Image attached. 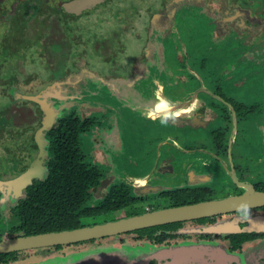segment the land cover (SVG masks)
Instances as JSON below:
<instances>
[{
  "label": "rangeland",
  "instance_id": "1",
  "mask_svg": "<svg viewBox=\"0 0 264 264\" xmlns=\"http://www.w3.org/2000/svg\"><path fill=\"white\" fill-rule=\"evenodd\" d=\"M27 1L5 0L0 7L1 12L15 9V17H7V22L4 23L2 21L0 24L1 37L8 35L11 39V36L18 33L19 38L21 37L25 40V44H31L29 47L38 45L37 50L41 49L40 53L44 56L37 58L34 62L29 57L21 61L19 53L18 58L12 60L14 54L11 55V53L13 51L15 53L17 48L19 50L20 45H22L19 43L23 41L17 38L14 39V43L16 44L15 50L12 49V46H9L11 53L5 54L3 51V57L1 56L0 155L4 154V157L10 158L12 161L9 163V166L0 165V169L3 171L0 173V186L2 190L8 192V195L7 193L4 194V199L0 205L2 212L0 240L11 237L10 229L15 224L11 210L17 204V197H24L23 194L16 192V186L20 185V187H23L30 185L34 179L41 180L43 176L47 175V170L41 167L37 173H33L31 178L21 182L23 173L34 171L33 169L37 168V164L39 165L40 153L42 155L39 142L43 141L39 137L40 131H45L51 127V125H48L49 127L46 128L44 127V124L46 126L48 120V114H46L45 104L40 101L42 100L40 99L41 97L49 93L47 86H52L56 81L53 78V71L49 70L46 72L44 69L45 67H52L54 69V53H52V49H50L48 54H45L44 50H42L41 44H43L42 34L44 30L53 32L54 39H56L54 44H62L59 43L61 40L66 42V44H70L73 39L78 38L76 40V44L78 45L75 48L77 51L76 59L82 65L83 62H86L85 66L88 70L84 73L85 76H90V71L92 72L93 70L99 76L106 77L113 70L117 74L120 73L119 75L126 77L128 72H131L130 69L133 67V64L137 62L138 71L142 70L145 76L151 75V79L152 76L160 77L161 70L158 67H164L162 63L161 65L159 63L162 58L160 56L162 51L161 43L163 44L166 40L170 41V32L172 30L175 31V39L184 42L186 41L185 39L189 38L195 44H200L205 53L213 59L210 66L211 76L219 81L223 91H228L224 95L234 97L235 100L247 106H259L258 110L255 109L256 111L252 114L249 125L262 124L263 126L247 127V133L256 130L253 133L256 137L250 143L246 135L245 139L241 138V140L243 139L249 143L248 145L243 140L240 143L242 148H248L247 156L241 164L244 167H249L251 172L257 173L259 176L264 174V75L260 77L257 75L260 71L264 74V41H262L264 36L258 40L254 38L255 36H260L256 32L254 37L250 34L248 35V38L251 37L250 39H244L239 35L240 32L237 30L231 29L230 32L226 33L227 28L222 27L223 23L220 24L221 21L212 17L216 18L219 15L221 17L220 12L215 14L213 12L221 9V0H105L94 4V6H88L91 12L83 14L78 12V14L64 11L56 12L42 5L39 11L26 13L24 5ZM225 2L227 3L228 11L226 12L228 14L226 15L227 18H224V21L240 18V12L245 8L251 10V20L244 19L242 22L238 20L237 23L239 25H248L249 27L259 26V20L264 21V0H225ZM204 5L207 6L206 9L210 7L211 11H208V9L205 13L202 7ZM233 7H237L236 13H230L231 10L229 11V9ZM53 12L56 16L52 14ZM168 12H170V16H168ZM207 12H213L212 16ZM163 15H166V17ZM183 34L185 38L182 36ZM150 39L152 42H149ZM10 41L8 39V42ZM153 41H157L158 51H156ZM240 41L243 43H240ZM147 42L151 44H147ZM2 46L4 45L0 44L1 49ZM169 46H171L169 43L165 45V47ZM150 53L151 55H149ZM14 61H16L15 64ZM252 61H259L260 66H253ZM70 66L72 65L69 63L68 67ZM34 68H37V70H34ZM156 68L158 69L156 70ZM23 73L25 75L22 77L21 74L23 75ZM19 75L21 79H17ZM93 78H95V75ZM95 80L94 85L99 91L100 103L105 106L108 104L112 105L115 114H117L115 116V126L117 133H119L118 136L121 135L123 139L125 134L130 135L132 130L135 129V125L133 124H146L148 122L141 112L136 114L133 107L124 108L123 105L130 104L129 99L123 96L127 90L125 87L128 85L127 83L124 82L125 86H123V91L121 92L120 88L122 86H116L109 79L103 83L101 78L97 79L101 82ZM142 82H145V80ZM177 83L183 84L181 80L177 81ZM189 84L190 80L187 85ZM208 84H210V80H208ZM114 87L117 89L113 90L112 88ZM155 88V86H151L147 90L146 95L143 96L147 99L150 96L154 98L156 96ZM86 95L88 96L84 97V99L91 101L90 96L92 95L90 93ZM55 106L58 107L57 104ZM259 109L262 111L259 112ZM219 110L217 109V111ZM84 114L87 113L85 112ZM159 129L162 137H166L176 131V125L172 124V122H165ZM210 139H212L211 136L207 137L205 142L210 141ZM131 142H137V140L135 139ZM118 145L115 144L114 149H112L113 146L104 141L98 146V149L101 151L96 149V145L91 146L89 144L85 146V149L90 154L93 152L94 161L99 163L108 162L104 152H106V155L110 154V161L113 162L115 159L117 163L115 154L119 153V158L121 159L117 163L118 172L131 173L129 171L132 168L135 171V167L130 162H127L128 160L125 161V158L129 156L128 150L125 152V149L120 147L123 145L122 143ZM150 146H154L153 143ZM93 148L96 150L93 151ZM131 149H134V144L131 146ZM206 150L207 153L195 151L193 153L195 156L191 161L193 163L199 161L207 165L215 163L217 161L215 155L208 151V149ZM186 156L187 154L180 155L181 158H185ZM8 196H12V198L16 196V198L11 201ZM157 197L155 198L153 194L149 198L150 202H147L149 204L154 202L159 206L162 202ZM136 211L137 209L135 208L130 209L127 210L126 214H133ZM122 214V212H119L108 216V218H119ZM100 219L101 217L97 218V220ZM103 222L105 221L102 220L99 223ZM185 232L188 233V231ZM183 241L181 240V242ZM187 242H190V240ZM128 243L131 244L130 240L124 241L122 246L118 242L111 243V245L105 243L99 244V246H95V248L98 247V252L96 253L90 252L88 256L82 257L72 256L70 259L60 256L59 260L56 259L52 263H49L127 264L133 261L134 257H131V254L134 250L142 251L145 249V245L142 242L137 243L138 247L130 246L131 248H128ZM190 246V244L185 245V247ZM126 249H130L129 252L132 253L129 254ZM38 253L39 251L37 250L25 251L19 255V260L13 264H28L31 262H34L33 264H45L38 261L40 258H43ZM188 253L191 256L194 255L195 257L193 258L198 259L199 257L197 253L191 251ZM160 255H164V258H172V252L169 249H166ZM106 258L111 259L106 260ZM166 263L164 262V264ZM195 263L228 264L226 260H213L207 255H202V262L197 261Z\"/></svg>",
  "mask_w": 264,
  "mask_h": 264
},
{
  "label": "flooded vegetation",
  "instance_id": "2",
  "mask_svg": "<svg viewBox=\"0 0 264 264\" xmlns=\"http://www.w3.org/2000/svg\"><path fill=\"white\" fill-rule=\"evenodd\" d=\"M4 1L5 0H0V7L3 5ZM80 1L83 0H28L25 3L24 7L26 13L37 12L40 10V7L42 5L44 7H48L52 10H55L56 12L64 11V12H70L72 14H78V13L83 14V13L91 12V9H89L88 6H94V4H98L105 0H95V2L88 4L86 5V7L83 8L80 6ZM224 1L225 0H221L220 10L213 11L214 14L217 13V11H219L221 17L220 15L218 17L216 16V18L212 15L210 16H212L214 19H218L219 21H221L220 24L223 23L222 27L227 28L226 33L230 32L231 29L232 30L236 29L238 32H240L239 33L240 35L246 36L247 39L251 38V37L248 38V35L250 34L252 35V37H254L256 32L260 36H255L254 38L260 40L264 36L263 34L264 21L262 20H259L260 22L259 26H251V27H249L248 25H239L237 23L238 20L239 22H242L244 19L251 20L250 18L251 10L248 8L241 10L240 18L238 17L237 19L235 20L232 19L231 21L225 19L226 21H224V18L228 14V12L224 13L223 11L222 3ZM238 8L241 9L240 7ZM230 10H231L230 13L233 12L236 13L237 7L236 8L233 7L229 9V11ZM226 11H228V9H226ZM168 13H169L168 16H170V12ZM52 14L56 16L54 12ZM163 16L166 17V15ZM7 17L14 18L15 9H10L7 12H1L0 10V24L2 23V21L6 23L7 22L6 20L8 19ZM17 34L11 36V39L9 38L8 35L6 37L5 36L1 37L0 35V44L4 45L2 46V49L0 48V66L2 64L1 56L3 57V51L5 52V54L6 53L10 54L11 51L9 50V46H12L13 50H15L16 47V44L14 43V39L16 38L18 40L22 39L21 37L19 38L18 36L19 34L18 35ZM170 35H171L170 41H167L165 38L166 41L164 42L163 39V42L166 44L169 43L172 47L171 46L165 47L166 44L161 43L162 51L160 53V56L162 58L160 59L159 63L160 65L162 63L164 67L162 68L158 67V68L165 70L168 67L170 69L169 71L170 73L169 72L167 73V69H166V73L170 74V78L172 80H177L179 79L178 77L183 78L180 74L193 75L196 78V80L199 81L200 87L194 90L195 93L193 91L194 94L192 93L191 95H189L190 96L189 102H192L189 105L183 106L185 103H181L182 105L179 104L178 105L179 107L173 111L172 110L170 111V109H168L165 105H158L157 107L158 112L182 113V116H180V120L182 124L179 123L180 125L177 126L176 131L172 133V135H169L158 141H154V139L149 134V132L147 134L145 133V131H142L143 128L138 129L139 130L138 141L136 143L137 146H135L137 153L135 154L138 155L137 157L136 155L135 156L133 155L132 157L133 152H130V150L127 148V144L124 140L126 139L125 136L123 137V139L120 137L125 142V144L120 147L122 149H125V152L126 150H128L129 152V156L125 158V161L128 160L127 162H130L131 165L135 167L136 169L135 171L134 168H132L129 171L131 173H122V172L119 173L117 169V163L121 159L119 158V153L115 154V157L117 159V163H116L115 159L113 160V162L110 161L109 160L110 154L106 155V152H104L105 156L108 159V162L100 163V164H105L108 167V169L105 171L106 175L104 179L101 181V184L91 190L92 193L91 204H96L97 202L101 201L106 196L107 192L110 190L111 187L121 184L131 187L132 193L138 198V201L136 202L134 207L139 212L143 210L146 212L159 208L170 207L173 204V201L170 200L169 196H171L172 193L181 194V192L185 190H197L201 193L202 191H204L206 192L205 200L218 199V198L243 194L246 191V188L240 186L237 182H235V180L232 178V170L235 171L239 183L242 184L250 183L254 186V188L257 191L264 192V174L262 176H259L257 173L251 172V169L249 167L248 168L244 167L241 164L243 163V161L247 156L248 148L247 147L242 148L240 144L241 141L245 139V135L249 139V143L252 139H254V137H256L253 134L256 132V130L247 133L246 131L247 127L254 128V126H263V125L262 124L249 125L250 122L249 120H251L252 118L249 117V119H247L246 122H243V124H240L239 121L237 120V128H236V132H234V122L232 117V110L230 107L232 106L235 109L236 104L240 103V101L238 102L237 100H235L234 97L225 96L224 94L228 91L227 90L226 92L223 91L222 86L219 84V81L212 78L211 70H210V66L213 60L212 57L208 56L207 53H205V50L202 49V46L200 44L197 46H193V50H191L192 46H189L188 44H195V42L191 41L189 38L185 39L186 41L184 42H182V40L175 39L174 30L170 32ZM182 36L185 38L184 34ZM8 39L11 41L8 42ZM151 39L149 40V42H152ZM22 40H23L22 42L25 41L24 39ZM76 40H78V38L73 39V41L70 43L72 44L70 46L72 56L73 54L77 55V51L75 49L77 48V46H74V44L77 43ZM54 41L55 40H53V42ZM149 42H147V44H151ZM156 42H154V45L156 51H158V44H156ZM59 43L66 44V42L62 40ZM66 51L67 49H64L62 52H66ZM149 55H151V53ZM190 58L195 60L197 64H201L202 69L200 67L192 69V65H190L191 64ZM59 65L60 64H58L57 66ZM252 65L255 67L260 66L259 61L257 62L252 61ZM192 70L195 72H193ZM45 71L48 72L49 69ZM24 75H25L24 73L23 75L21 74L22 77ZM257 75H259L260 77L264 74L263 72L260 71L257 73ZM21 76L19 75L17 79L19 78L21 79ZM138 77L139 75L135 73L132 80L129 81V83H127L128 85L126 87L128 89V87L130 85H133L134 84L133 82H135V85H137L138 87L136 86L132 88L136 92H138L140 96L142 94L141 101L144 102L145 105V103L148 100L155 99V97L153 98L150 96L147 99L145 96H143L146 95L147 90H149V88L151 87L150 85L143 84V89H142L141 86H139V84H140V80L143 78L141 77L138 78ZM208 80H210V84H208ZM146 86L149 88H147ZM156 89L157 87L155 88V91ZM140 90L142 91V93ZM196 93L198 94V96L202 95L201 97L202 109L199 110L200 108H196V110L192 112L193 104L195 100H198L199 98L197 97ZM214 95L220 96L221 98L217 99ZM47 96H50L49 99L52 100V96L50 93H48ZM212 101H214V103H212ZM130 104H132L131 101ZM258 107L256 108V110L258 109ZM147 108H144L143 109L144 111L136 110V114L141 112L145 116L146 121L148 122L144 125L145 126L147 125L148 128L151 125H153V123H159L158 121H161L160 119L164 120V122L166 121L168 123H171L169 119L167 120L166 115H159L158 117H156L157 113L154 114L155 111L153 112L152 109L149 110ZM210 108L211 111L210 110L208 111V109ZM217 109L220 110L217 111ZM200 111H202L203 120H204L203 117L204 111H207V113L211 115L210 119L207 121L199 120L197 122L195 116L197 118V115ZM261 111L262 110L259 109V112ZM148 112H153L151 114V117L147 114ZM229 113L231 116V120L227 119ZM152 117H156V118L153 119ZM193 119L195 120L193 121ZM51 123L52 121H50V125ZM138 125L140 126L142 124H138ZM55 126L56 124L54 126H51L45 131H40L39 133V137L43 140L40 141L39 138L40 141L39 145L41 147L40 149L42 150V155L40 153L41 159L39 158L40 161L38 160L39 165L37 164V168L33 169L36 173L39 171V168L41 167L47 170L46 162L48 160V152H47L48 141L46 139V133L48 130L52 129ZM179 129H183L182 138H179L180 135L178 131ZM114 130H116V127L114 128ZM101 131L106 132V130L104 129ZM209 136H211L212 139H210V141L205 142L206 141L205 139ZM241 138L243 139L241 140ZM197 140L199 142H196ZM151 143H153L154 146H150ZM196 143H199V145H201L200 149L202 150V152L208 149V151L213 153L215 155V158H217V161L210 165L203 164V162L200 163L199 161L198 162L196 161L194 163L193 161L189 162L190 157L188 155H190L192 151L194 152L195 150H198L195 148ZM245 143L249 145L248 142ZM180 145H182L183 147L179 148ZM230 148H232L231 149L232 157H230V152H229ZM94 150L96 149H93V151ZM176 152H178L179 154L181 152L180 154L181 156L185 154H187V156L185 158H181L180 155ZM92 157H93V162H95L93 152H92ZM183 160L187 162L185 163L183 162L182 165L183 167L181 168L180 164L182 162L179 161H183ZM11 161L12 159L8 157H4V154L0 155L1 166L2 165L9 166V163ZM2 172L3 171L0 169V173ZM28 173L29 172H26L25 174ZM25 174L23 173L22 175L23 178ZM45 177L43 176V179ZM24 180L25 179H22L21 182ZM28 186L29 185H25L23 187H20V185L16 186L17 187L16 192L23 194L24 195L23 198H25L26 189ZM0 192H1V197H0V205H1L2 200L4 199V194L7 193L8 195V192L2 190L1 186H0ZM153 194L155 198L156 196H158L157 198L161 200L162 204H160L159 206H157V204H155L154 202L149 204L150 202L149 198ZM8 198H10L12 201L16 198V196H14V198H12V196H8ZM23 198L17 197V201H16L17 204ZM164 202H166V204H164ZM126 212L127 210L124 212L125 216H130L135 214L133 213L128 215L126 214ZM202 219H206L207 220L206 223L204 224L198 223L196 222V220L177 222L180 223L181 226L177 229V231H175V233L177 234L176 237L167 239L165 241L166 243L153 244L148 239V236L145 235L143 237H140L139 239H134L133 236L135 235L129 232L114 237H106L102 239L80 242L71 245H64V246L60 245L61 248H56L57 246H54L49 248L36 249L37 251H39L38 255L43 257L40 258L38 261L40 263L50 264L56 259L59 260L58 258L60 256L64 257L65 259H70V257L72 256H77V257L88 256L90 252L93 253L98 252V247L95 248V246H99V244L105 243L107 245H111V243L113 244L118 242V244L122 246L124 241L130 240L131 244L128 243L127 245L128 248H131L130 246L136 247L138 245L137 244L138 242L139 243L142 242L145 245V249L142 251L134 250L133 253L129 252L130 249H126V251L129 252V254L132 253L131 257H134L133 261L127 264H164V262H167L166 264H197L195 262L197 261L202 262V255H207L211 257L213 260L215 259L226 260L228 264H264V231L254 230L249 232H237V231L216 230V228L219 227L225 228L232 225L245 227L251 224L252 222L255 223L256 227H264V207H255L243 211L232 212L225 215L212 216ZM185 231H188V233H186ZM181 240L184 241L181 242ZM188 240H190V242H187ZM147 243L150 244L148 245ZM187 244H190L191 246L185 247V245ZM88 246H92V247H88ZM166 249H169L172 252V258L169 257L164 258V255H160ZM189 251L193 253H197V255L199 256V257L197 256L198 259L193 258L195 256L194 255L191 256L188 253ZM137 254L139 255L136 257ZM109 259L111 258H106V260ZM18 260H19V255L17 256L16 259L10 261L9 263H2V264H13L16 263ZM33 263L34 262L28 264H33Z\"/></svg>",
  "mask_w": 264,
  "mask_h": 264
},
{
  "label": "trees",
  "instance_id": "3",
  "mask_svg": "<svg viewBox=\"0 0 264 264\" xmlns=\"http://www.w3.org/2000/svg\"><path fill=\"white\" fill-rule=\"evenodd\" d=\"M222 6L225 13L227 9L225 1ZM202 7L205 13L208 9L211 11L210 7L208 9L205 5ZM207 13L212 15V12ZM240 36L247 39L244 35ZM240 43L243 42L240 41ZM194 63L196 66L192 65V67L195 68L201 65L192 59L191 64ZM90 97L92 101L100 100L99 97ZM257 107L258 105L247 106L241 102L237 103L235 109L239 123L243 124L249 117H252ZM111 111L108 110L107 114L83 116L78 110H73L57 118L56 126L46 133L48 141L47 175L41 180L34 179L26 189V197L11 210L15 220V224L10 229L11 237L75 229L93 225L102 220L111 221L115 218L110 217L109 219L108 216L122 212L120 217H126L124 212L135 208L134 205L138 198L132 193L131 187L123 184L111 187L101 201L91 204V190L101 184L108 167L105 164L93 162L92 154L86 151L85 146L95 145L92 137L97 130L103 128L102 125L106 124L107 115ZM227 119L231 120L230 113ZM169 197L173 201L171 206H180L204 201L206 192L185 190L181 194L172 193ZM142 212L145 211H136L135 214ZM99 217L101 219L97 220ZM1 219L0 206V222ZM206 221V219L196 220L202 224ZM180 226V223H171L130 233L135 235L134 239L145 235L153 244H161L166 243L165 241L169 238L176 237L175 231ZM56 248H61V246ZM23 252L1 254L0 264L9 263Z\"/></svg>",
  "mask_w": 264,
  "mask_h": 264
},
{
  "label": "water",
  "instance_id": "4",
  "mask_svg": "<svg viewBox=\"0 0 264 264\" xmlns=\"http://www.w3.org/2000/svg\"><path fill=\"white\" fill-rule=\"evenodd\" d=\"M93 2H95V0H85V1L83 0L80 1V6L83 8L86 7V5ZM47 31L48 30L43 31L42 34L43 44H41V46L43 47L42 50H44L45 54H48L50 52V49H52V53H54L53 55L54 69L52 67H45L44 69L45 70L49 69L53 71V78H55L56 81L52 86H47V89L49 92H53V91L56 92L60 90L61 86L65 88L67 87V84L71 85V82L74 83V81L76 80L75 77H77V75H75L76 74L75 72L76 71L79 72L83 68V65L82 63L76 62L77 55L75 54H73V56L71 55L70 46L72 44H64V45L54 44L53 40L56 39H54L53 32L50 30L49 32ZM20 44L22 45H20L19 50L17 48L15 50V53L14 51L11 53V55L14 54L12 60H16L18 58L19 53L21 55V61H24L26 58L29 57L34 62L36 61L37 58L44 57L43 54L40 53L41 49L37 50L38 45H34L35 47L34 49V47H29L31 44L27 45L24 42H21ZM77 45L78 44H74V46ZM64 49H67V51L62 52ZM15 63L16 61H14V64ZM69 63L72 66L68 67ZM58 64L60 65L57 66ZM34 70H37V68H34ZM55 71L56 73H54ZM78 74L80 75V72ZM169 82L171 83V81ZM163 85H165L164 82H161V84L158 83L157 89L161 88V86L163 87ZM112 89L116 90L117 88L115 87ZM68 90L70 91H68L69 93L67 94L66 97L64 98L55 97L52 99L53 101L51 100V102L56 103L58 107H56L55 104L50 103L49 101L50 96H47V94L40 98L42 99L40 101L43 104H45L46 114H48L47 115L48 120L46 126L44 124L45 128L50 126V120L52 118H58L60 116H64L65 114L73 110H78V112H80L81 115L87 116L88 113L92 114L95 112V109H97V107H100V110L98 111L104 112L106 114L108 113V110H112L111 113L107 115V118L108 117L111 118L110 117L111 115L116 116L112 105L108 104L107 106H105L102 103H100V100L90 101L89 99H84V96H82V94L78 92L76 93L78 89H75V91H73L72 89L68 88ZM96 90L97 88L95 87L89 93L94 97H99L98 96L99 91ZM110 95L114 96L113 94ZM214 96L217 99L221 98L220 96L217 95ZM84 103H89V105H91L92 107L84 108L83 107ZM230 108L232 110L234 132H236L237 120H238L237 112L232 106ZM85 112L87 114H84ZM174 116L176 117V115ZM170 121L174 125L177 124L176 118H172L170 119ZM101 130H103V128ZM101 130H97L96 133L93 135L96 138L92 137V141L98 146L104 142L103 140L104 136L101 134ZM231 149L232 148H230L229 150L230 157H232ZM232 178L240 186L246 188V191L243 194L228 196L218 199L205 200V201H200V202L185 204L180 206L159 208V209L146 211L139 214H134V215L118 218L115 220L106 221L103 223H96L93 225L83 226L75 229L52 231V232L17 236V237H8L0 240V255L14 253V252H21V251L36 250L40 248H49L60 245L61 246L71 245L75 243L92 241L106 237H114L124 233H129L141 229H147V228L171 224V223L199 220L202 218L225 215L232 212L243 211L255 207H264V192L257 191L254 188V186L250 183H243V184L239 183L234 170H232ZM216 230L249 232L254 230L264 231V227H256L255 223L252 222L251 224L245 227L232 225L225 228L219 227L216 228Z\"/></svg>",
  "mask_w": 264,
  "mask_h": 264
},
{
  "label": "crops",
  "instance_id": "5",
  "mask_svg": "<svg viewBox=\"0 0 264 264\" xmlns=\"http://www.w3.org/2000/svg\"><path fill=\"white\" fill-rule=\"evenodd\" d=\"M189 46H197L198 44H188ZM195 48V47H194ZM192 57V56H191ZM191 59V58H190ZM190 62H192V59L190 60ZM189 62V63H190ZM85 63L86 62H83V69H82V72L80 73V75L81 74H83L82 76H80L78 73L81 71H76L75 73V75H77V77H75L76 78V80L74 81V83H72L71 82V85L70 84H67V87H63V86H61V88H60V90L59 91H56V92H49L50 94H51V96H52V99L53 98H55V97H59V98H64V97H66L67 96V94L69 93L68 91H70V90H68V88H70V89H72L73 91H75V89H78L77 91H76V93L78 92V93H80V94H82V96H84V97H87L88 95H86V94H88L90 91H91V89H93V88H95V82H94V80H95V78H96V80L97 79H99V78H101L103 81H102V83L105 81V80H108L109 79V81L111 82V83H115V85L116 86H118V85H121L122 86V88H120L121 89V92L123 91V86H125L124 85V82L125 83H129V81H131L132 80V78H133V76L135 75V73H137L138 75H139V77H141V78H143V79H141L140 80V84H139V86H141V88L143 89V84L145 85H150V87L151 86H155L156 85V87H158L157 85H158V83L159 84H161V82H164L165 83V85H163V87L161 86V88H158V89H156V96H155V99H152V100H148L146 103H145V105H144V102H142L141 101V96H142V94H141V96H140V94H138V92H136L132 87H136L137 85H135V82H133L134 84V86L133 85H130L129 87H128V89H127V87H126V91H125V94L123 95L125 98H128L129 99V102L131 101V103L132 104H126V105H123L124 106V108H127V107H133V109H134V111L136 112V110L137 111H139V110H142V111H144L143 109L144 108H147V109H152V111L154 112V114L155 113H157V115H156V117H158L159 115H166L167 117V120L169 119V121H170V119H172V118H176V120H177V124H176V126H178V125H180L179 123H181V120H180V116H182V113H167V112H165V113H162V112H158V110H157V107H158V105H165L168 109H170V111L172 110H175L176 108H178L179 106V104H181V103H185L183 106H186V105H189V104H191L192 102H189L190 101V96L189 95H191L192 93H193V91L194 90H196V89H198L199 87H200V83H199V81H197L196 80V78L193 76V75H182V74H180L183 78H180V77H178L179 79H177V81H179V80H181L182 82H183V84H181V83H177V81H174V80H172L171 78H170V74H167L169 71H170V69L167 67L166 69H167V73H166V69L164 70V69H160L161 71V73H160V77L159 76H154V77H152V79H151V75H147V76H145V75H143V74H145L144 72H142V70L141 71H138V63L137 62H135V64H133V69L131 68L130 70H131V72L129 71L128 72V74L126 75V77H123V76H121V75H119V74H117L115 71H113L112 70V72H111V74L110 73H108V75L106 76V77H102V76H99L97 73H95L93 70H92V72L90 71V76H85L84 75V73L88 70L87 68H86V66H85ZM190 65H194V66H196V64L194 63V64H190ZM137 66V68L135 69V67ZM169 67H170V65H169ZM200 67H201V69H202V65H200ZM195 67H192V69H194ZM197 68V67H196ZM158 68H156V70H157ZM173 69V68H172ZM193 71V70H192ZM193 72H195V71H193ZM170 73V72H169ZM186 73H188V72H186ZM185 73V74H186ZM192 74V73H191ZM95 75V78H93V76ZM176 76H178V75H176ZM202 76V75H201ZM87 77V78H86ZM138 77V78H139ZM193 77V78H192ZM196 81H195V80ZM95 80V81H96ZM115 80V81H114ZM143 80H145V82H142ZM189 80H190V84L189 85H187V83L189 82ZM97 81H100V80H97ZM169 81H171V83L169 82ZM101 82V81H100ZM156 82V83H155ZM185 83H186V86H185ZM137 84V83H136ZM202 84V83H201ZM138 87V86H137ZM147 87V86H146ZM115 88V87H114ZM72 91V92H73ZM141 91V90H140ZM141 93H142V91H141ZM194 93H195V91H194ZM193 93V94H194ZM73 95V94H72ZM196 95H197V97H199L198 98V100H195V102H194V104H193V107H192V112H194V110H196V108H200L199 110H201L202 108V95H199L198 96V94L196 93ZM49 101H50V103H52V104H56V103H54V102H51V100L49 99ZM53 101V100H52ZM212 103H214V101H212ZM182 105V104H181ZM83 107L84 108H89V107H92L91 105H89V103H84L83 104ZM98 110H100V107H97V109H95V112L94 113H92V114H96V115H98V114H102V113H104V112H99ZM211 111V108L210 109H208V111ZM153 112H148L147 114L151 117V114L153 113ZM191 112V113H192ZM190 113V114H191ZM214 114V113H213ZM88 115H90L89 113H88ZM117 115V114H116ZM174 115H176V117L174 116ZM111 118H109L108 117V119H107V122H106V124L105 125H103V129L104 130H106V132H102L101 131V134L104 136L103 137V140L104 141H106V142H108L111 146H113V148L112 149H114V145L115 144H121V135L120 136H118V134L116 133V131H117V128H116V130H114V128L116 127L115 126V122H116V120H115V116L114 115H111L110 116ZM156 117H152L153 119H155ZM203 117H204V120L202 119V111H200L199 113H198V115H197V118H196V116H195V119H197V122L200 120V121H207V120H209L210 119V117H211V115L209 114V113H207V111H204V114H203ZM195 119H193V121L195 120ZM161 121H158L159 123H153V125H151L149 128L147 127V125L145 126L144 124H142V125H138V124H133V125H135V129H133L132 130V133L129 135V134H125V138L126 139H124L125 140V142H126V144H127V148L130 150V152H133L132 153V157H133V155L135 156L136 154H134V152H136V148H135V146H137V142H135V143H133V142H131V141H133V139L135 140H137L138 141V129H141V128H143L142 129V131H145V133H147L148 134V132H149V134L152 136V138L154 139V141H158V140H160V139H163V138H165V137H162V135H161V133H160V129H159V127L160 126H162V124H164L165 122H164V120H162V119H160ZM50 121H52V123H51V126H54L55 124H56V118H52ZM179 121V122H178ZM182 124V123H181ZM148 128V129H147ZM177 128V127H176ZM214 129V128H213ZM112 130V131H111ZM179 131V133H180V135H179V138H182L183 137V129H179L178 130ZM100 132V131H99ZM173 133V132H172ZM167 136H169V135H167ZM166 136V137H167ZM93 137H95V136H93ZM121 137V138H120ZM124 137V136H123ZM131 137L133 138L132 140H131ZM96 138V137H95ZM178 138V137H177ZM121 139V140H120ZM124 140H122V144L124 145L125 144V142H124ZM196 142H199L198 140L196 141ZM114 143V144H113ZM95 144V143H94ZM133 144H134V149H131V146H133ZM96 145V144H95ZM96 146H98V145H96ZM100 146V145H99ZM119 146V145H118ZM196 146V147H195ZM195 148L196 149H198V150H195V151H198V152H202V150L200 149V147H201V145H199V143H196L195 144ZM181 147H183L182 145H180V147L179 148H181ZM97 149V148H96ZM99 150V149H98ZM200 150V151H199ZM100 151V150H99ZM195 151L193 152L192 151V153L190 154V155H188L189 157H190V160H189V162L191 161V159L195 156L193 153H195ZM207 150H205L204 151V153H207L206 152ZM185 153V152H184ZM183 153V154H184ZM138 155H136V157H137ZM199 158H200V155H199ZM179 162H182L181 164H180V166H181V168L183 167L182 165H183V162L185 163V162H187V161H179Z\"/></svg>",
  "mask_w": 264,
  "mask_h": 264
},
{
  "label": "bare ground",
  "instance_id": "6",
  "mask_svg": "<svg viewBox=\"0 0 264 264\" xmlns=\"http://www.w3.org/2000/svg\"><path fill=\"white\" fill-rule=\"evenodd\" d=\"M188 114V113H187ZM35 171H30L28 174H25L24 175V178L23 179H29V178H31V176L33 175V173H34ZM21 184V183H20Z\"/></svg>",
  "mask_w": 264,
  "mask_h": 264
},
{
  "label": "clouds",
  "instance_id": "7",
  "mask_svg": "<svg viewBox=\"0 0 264 264\" xmlns=\"http://www.w3.org/2000/svg\"><path fill=\"white\" fill-rule=\"evenodd\" d=\"M247 215V214H246Z\"/></svg>",
  "mask_w": 264,
  "mask_h": 264
}]
</instances>
